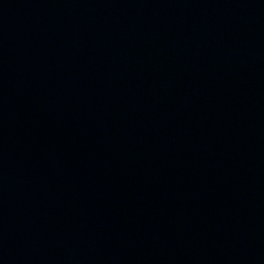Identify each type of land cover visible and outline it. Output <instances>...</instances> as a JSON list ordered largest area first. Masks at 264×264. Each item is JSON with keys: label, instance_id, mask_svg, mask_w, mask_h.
<instances>
[{"label": "water", "instance_id": "water-1", "mask_svg": "<svg viewBox=\"0 0 264 264\" xmlns=\"http://www.w3.org/2000/svg\"><path fill=\"white\" fill-rule=\"evenodd\" d=\"M0 264H264V0H0Z\"/></svg>", "mask_w": 264, "mask_h": 264}]
</instances>
